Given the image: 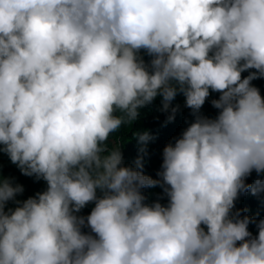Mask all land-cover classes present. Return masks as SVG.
Segmentation results:
<instances>
[{
  "label": "clouds",
  "instance_id": "1",
  "mask_svg": "<svg viewBox=\"0 0 264 264\" xmlns=\"http://www.w3.org/2000/svg\"><path fill=\"white\" fill-rule=\"evenodd\" d=\"M261 77L264 0H0V152L46 182L21 201L0 177V264H264V219L232 211L264 192L245 182L264 176ZM177 95L194 120L158 179L125 166L114 134L157 96L174 120Z\"/></svg>",
  "mask_w": 264,
  "mask_h": 264
},
{
  "label": "trees",
  "instance_id": "2",
  "mask_svg": "<svg viewBox=\"0 0 264 264\" xmlns=\"http://www.w3.org/2000/svg\"><path fill=\"white\" fill-rule=\"evenodd\" d=\"M145 62H148L149 57L143 51L141 52ZM257 71L256 69H249L241 73L242 78L248 76L251 72ZM252 85L260 90V94L264 97V77L254 79ZM220 93L212 92L210 90L209 96L206 98L204 105L202 106L200 113L209 118H215L218 114V109L214 108L211 101L218 99ZM161 97L157 96L153 102L143 108H141L140 115L136 121H134L130 127L122 126L121 129L114 134L120 144V149L123 156V163L125 166H135L134 162L138 155L142 156V171L145 175L151 176L153 179H158L157 172L160 170L162 163V151L166 144L170 141L174 142V138L178 137L181 132L194 120L192 110L185 105V98L183 95H177L172 102L174 105H179L174 120L167 121V113L161 111ZM148 131L152 139H150L145 146V152L141 153L142 147L135 137L134 133H140ZM2 147V146H0ZM0 177H7L13 180L14 184H20L23 186V192L19 194L17 200H25L30 196H34L37 192H42L46 189V182L42 179L37 180L34 176H25L21 173L19 168L13 164L6 153L0 152ZM257 179H264V176H258L255 171L251 172L246 178L247 184H254ZM143 194L147 197L146 202L151 203L158 198L162 204L167 203V197L164 196L163 190L160 186L152 188L142 189ZM100 195L99 191L97 193ZM16 205L9 201L5 206V210L8 208H14ZM94 207V203H89L78 213L80 216L86 217L91 209ZM241 210L240 215H248L254 217L256 221L264 219V192H259L253 195L249 190L239 196L235 201L234 209ZM83 231H90L88 228H83ZM248 230L253 236L257 235V228L255 223H250Z\"/></svg>",
  "mask_w": 264,
  "mask_h": 264
}]
</instances>
